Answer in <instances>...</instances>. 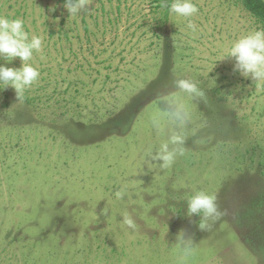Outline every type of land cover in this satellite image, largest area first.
<instances>
[{"label": "rangeland", "instance_id": "rangeland-1", "mask_svg": "<svg viewBox=\"0 0 264 264\" xmlns=\"http://www.w3.org/2000/svg\"><path fill=\"white\" fill-rule=\"evenodd\" d=\"M0 264H264L239 0H0Z\"/></svg>", "mask_w": 264, "mask_h": 264}, {"label": "trees", "instance_id": "trees-1", "mask_svg": "<svg viewBox=\"0 0 264 264\" xmlns=\"http://www.w3.org/2000/svg\"><path fill=\"white\" fill-rule=\"evenodd\" d=\"M61 4L74 6L79 0H58ZM154 3L170 0H152ZM243 7L250 12L257 22L264 28V0H239Z\"/></svg>", "mask_w": 264, "mask_h": 264}]
</instances>
